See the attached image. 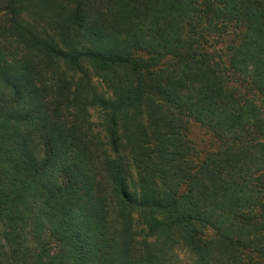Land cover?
<instances>
[{
	"label": "trees",
	"instance_id": "16d2710c",
	"mask_svg": "<svg viewBox=\"0 0 264 264\" xmlns=\"http://www.w3.org/2000/svg\"><path fill=\"white\" fill-rule=\"evenodd\" d=\"M212 15L246 25L227 61ZM246 71L264 93V0H0V264H264Z\"/></svg>",
	"mask_w": 264,
	"mask_h": 264
},
{
	"label": "rangeland",
	"instance_id": "374dc122",
	"mask_svg": "<svg viewBox=\"0 0 264 264\" xmlns=\"http://www.w3.org/2000/svg\"><path fill=\"white\" fill-rule=\"evenodd\" d=\"M240 20H229L224 19L220 16L212 15L210 18L204 20L200 23V28H202L203 43L198 45L199 50H207L212 54H224L225 61L229 58V48L232 46V43L238 40L242 32H244L246 25L244 22H239ZM219 30L221 32L227 31L225 36H217ZM201 32V29H200ZM172 64L173 60H168ZM235 74L226 73L225 75V84L226 86H231L235 91V95L244 99L246 93L250 90L253 93V96H249L248 100L251 103H254L256 106L259 104L260 99H264V93L256 87L254 84L251 74L249 71L244 73L234 72ZM250 93V92H249ZM248 95V94H247ZM259 107V106H257ZM96 114L91 116V121L96 123L98 119L95 117ZM189 136L192 141L196 144L197 149L199 148L202 151L211 152L215 149H220L222 142L216 140L211 132L206 130L205 127L200 126L194 120L189 124ZM180 256H184L183 251L180 249L175 250Z\"/></svg>",
	"mask_w": 264,
	"mask_h": 264
}]
</instances>
